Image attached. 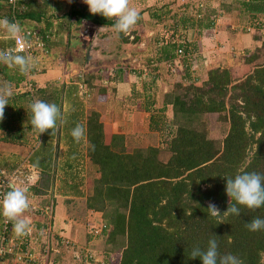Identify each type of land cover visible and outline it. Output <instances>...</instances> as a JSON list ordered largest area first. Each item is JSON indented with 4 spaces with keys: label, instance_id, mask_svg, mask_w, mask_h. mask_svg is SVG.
<instances>
[{
    "label": "trees",
    "instance_id": "16d2710c",
    "mask_svg": "<svg viewBox=\"0 0 264 264\" xmlns=\"http://www.w3.org/2000/svg\"><path fill=\"white\" fill-rule=\"evenodd\" d=\"M144 1L131 0V6L140 10V19L129 32L134 43L140 39L142 14L146 13L151 19L156 17L152 12L147 13L149 5L143 6ZM196 4L187 7L189 15L180 25L190 26L199 35H205L215 15H233L245 33L249 34L251 28L254 43L260 40V45L256 44L252 51L245 50L243 55V62L252 63L253 68L246 75L237 76L233 68L212 66L207 68L201 84L195 85L191 71L195 70L197 59L193 54L185 55L190 53L187 45L199 50L195 41L180 38V42H164V38H153L159 48L153 50L155 64L148 68L151 80L156 77L158 60L170 63L177 55L183 60L180 79H191L186 84L180 80L174 89L162 94L163 101L170 105L168 125L172 126L164 133L162 146L143 145L141 140L134 145L128 133L109 132V126L98 120L94 108L88 109L82 124L86 129L84 147L95 174L92 196L88 197L86 207L101 211L103 225L97 235H103L104 252L118 254L116 261L107 260L108 264H202L199 257L190 258V253L196 246L206 249L210 238L218 241L221 255L231 253L243 264H264V230L253 232L245 227L253 218L264 219V206L249 210L237 205L241 209L239 216L223 214L229 203H235L226 194L225 177L234 178L245 172L264 174V0H220L218 6L204 4L193 12ZM31 9L24 0H15L13 4L0 0V19L7 18L10 22L15 19L20 25L29 19L41 23L35 34L24 33L23 36L28 42L38 36L42 49L32 46V57L47 60L50 53L47 49L50 32L47 31L51 21L42 19L41 11ZM65 13L79 25L115 24V19L90 13L88 5L78 0H71ZM176 22L178 19L173 17L171 28L175 29ZM118 38L121 43L127 40L123 33H119ZM12 45L13 40L9 47ZM146 60L147 64L152 62V58ZM36 65L28 74H22L16 67L0 65V81L10 82L13 87L26 83L28 76L37 71ZM106 71L109 69H104ZM88 75L82 77L77 73L74 78L78 85L86 86L87 94L94 79L100 77V74ZM139 77L138 74L136 78L142 83ZM109 78L112 80L115 76ZM132 88V94L126 99L138 110H148L151 127L163 131L165 118L161 107L150 108L152 100H137L144 92L138 91L139 86ZM57 89L62 91V84ZM23 99L25 94L17 90L9 98L5 118L0 121V128L6 129L2 140H17L29 130L37 136L38 132L31 125L24 126L20 122L25 108L19 104ZM40 100L49 99L40 97ZM215 113L218 120L226 123L224 135L216 138L217 142L206 130L207 118ZM52 176V172L40 170L38 178L36 173L34 181L25 185L26 193H46ZM9 189L6 186L4 193ZM210 202L219 208V217L208 213ZM88 237L89 234L86 239Z\"/></svg>",
    "mask_w": 264,
    "mask_h": 264
},
{
    "label": "rangeland",
    "instance_id": "374dc122",
    "mask_svg": "<svg viewBox=\"0 0 264 264\" xmlns=\"http://www.w3.org/2000/svg\"><path fill=\"white\" fill-rule=\"evenodd\" d=\"M78 1L83 2V0ZM33 2L35 4H33ZM219 2L220 0H145L144 4H142L143 6L149 5L147 13L152 12L156 17L151 19L149 15L148 17L146 16V13L142 14L144 23H142V27L138 31L140 41L138 44L130 46V52L133 50L134 53L136 52V55L134 54L135 57L131 58L130 54L128 55L125 53L126 46L121 47L116 51L117 48L114 46L117 42L112 40V38L107 45H103L102 38H99L101 36H97L96 34L98 28L91 24H87L86 26L80 24L81 26H79V29H76L72 22L73 24H71L68 29L63 13H65L69 0H43V3H40V0H24V4L35 5L33 7L31 6V10L42 12V19L49 20L53 23L50 30L53 35H56L53 37L48 35V38L50 37L49 39L52 38L56 41L54 46H56L57 49L53 50L50 48L47 60L42 59L40 56L34 59L35 65L37 64V71H43V73H37V76H41L40 80L46 82H61V79L63 80L66 77H70L69 73H72L75 70V67L76 69H80L81 63H85L83 53H80L78 50L82 47V49L87 48L88 46L85 45H89L92 40H94L93 43H95L94 47H97L100 42L101 48L108 50L110 48L112 50L107 51L106 56L100 57L97 61L93 60L94 64L89 67L92 69L98 68V71L100 70L99 73H97L100 74V77L94 79V84H97L96 86L94 85V87L97 89L99 83L106 82L103 78L104 73L106 77L116 76V79L123 77L122 80L116 81V84L115 81L113 83L110 81H108L109 83H105L108 85L107 90L110 95L116 93L118 86L124 88L123 91H125V85H127L128 91L122 96V99H115L116 102L112 100L110 101L112 107L110 110H107L110 113L109 117L104 118V116L102 117L100 114L98 120L102 121L105 125L113 126L112 129L116 132L119 131L124 134L128 133L131 137V142L134 145L138 144V141L141 140L143 141V145L157 143L162 146L163 144L161 142L163 140L162 138H164V133L169 130L168 128L171 129L172 127L168 125L169 119L171 118L170 105L163 101L162 94L169 89H174L175 84L181 80L180 74L182 72L183 60H181L178 55L175 56L170 63L158 60V67L155 70L156 77L154 81H152V78L148 75V68L155 64L153 50L156 51L155 48H157V45L153 42V38H164V42H180V38L183 41H195L199 50L195 51L193 50L194 47L187 45L190 49V51L188 50L190 53L187 52L185 54L186 56L193 54L197 59L195 70L191 71V77H194L193 82L195 85L201 84L200 82L206 77L205 72L207 68L212 66L220 65L233 68L234 74L237 76H244L253 68L252 63L243 62V55L245 54V50L252 51L256 44L260 45V40H257V43H254V40L251 37L253 35L250 31L251 28L248 31L249 34L245 33V31L242 30V25L238 23L237 18H234L233 15H215L212 20L211 29H209L210 31L206 32L207 34L205 35H199L198 32L190 26L183 28L180 25L181 22L182 24L185 23L184 18H186L190 12L187 7L191 4L198 3L196 4L197 7L193 9V12H195L196 8L202 7L204 4L205 6L208 4L213 7L218 6ZM57 4H60L59 8H55ZM163 5L165 7H163ZM139 6L143 7L141 5ZM150 7L152 8L149 9ZM173 17L176 20L178 19L175 29L171 28ZM70 21H73V19H70ZM34 23L35 22L33 21L25 20L20 26L22 29L23 27H29L31 30L34 28ZM36 25L38 24L36 23ZM98 33L105 34L104 31L101 32V29H99ZM3 35V32H0V45L4 39ZM129 38L131 37L129 36ZM161 44H163L162 41ZM25 54L33 56V53L31 54V50L29 49ZM145 57L152 58V62L149 61V64H147ZM91 60L92 59H89L87 63ZM104 69H109V71L104 72ZM134 70L140 71L142 76L141 79L143 80L142 83H139V80H137V72H133ZM74 72H76V70ZM37 76L35 75V78H37ZM28 79H31V76H28ZM188 80L191 79L184 78L180 82L186 84ZM23 84L24 83L14 86L13 89L19 92L24 91V88L31 91V87L28 86L29 84L25 86ZM112 84H114V87H112ZM132 86H139L138 91L141 93L144 92L142 96L136 97L137 100H141V98L142 100H152L150 108L161 107V113L164 114L163 118H165V120L163 119V122H165L163 131L154 130L151 127L148 118V110H138L130 103V100L125 99L126 96L132 94ZM94 94L96 95L94 99L96 102L97 100L102 99V96L96 94V90H94ZM35 100L37 99L34 98L33 101ZM144 101H142L143 104ZM88 108L89 107H87V109ZM94 110L97 112L98 108L95 107ZM217 116L218 114L216 113L212 114V116L207 118L206 124L208 135L214 140L216 138L221 139L226 128L225 121L222 122L221 120H218L219 117ZM215 142H217V140H215ZM17 171L27 172V174L32 176L27 178L28 183H32L36 178L34 169L22 167ZM90 174L91 170L86 174L91 181L92 175ZM22 177L23 176H21V179H23ZM16 184L21 185L23 182L21 183L19 181ZM92 187V184L87 185L85 188V197L79 201L76 200V203L72 207L74 210H71L72 217H75L72 221L68 220L63 224V221H59L61 226L58 230H54L56 227L52 226V223L49 224L47 222L46 224L49 225L40 229L39 235L36 237L37 241L34 240L35 236H33L30 249H34V251L37 252V247L42 246L43 249H46L47 247L46 264H108L107 260L112 259V261L115 262L116 258H118V254L115 255L113 252L110 254L104 252L103 235H97V233L100 232L99 229L101 228V225H103L101 214L94 218L92 214L94 210L86 207L88 197L92 196ZM90 203L95 205V202L93 201ZM48 207L49 211V204ZM34 208H36V206L31 207V209ZM44 208L45 207H43V209ZM98 213H101V211H98ZM48 214L50 215V213ZM54 215L55 217L53 221H56L59 220L64 213L57 212L56 207L54 209ZM88 234L89 237L86 239V235Z\"/></svg>",
    "mask_w": 264,
    "mask_h": 264
},
{
    "label": "crops",
    "instance_id": "0c3cea01",
    "mask_svg": "<svg viewBox=\"0 0 264 264\" xmlns=\"http://www.w3.org/2000/svg\"><path fill=\"white\" fill-rule=\"evenodd\" d=\"M33 4L35 3L33 2ZM31 6L33 7L35 5H31ZM59 7L60 4H57V6H55V8H59ZM67 7L65 11L67 10ZM63 14H64V18L66 19L67 22L66 26L68 29L73 23L76 29H79V26L81 25L82 26L87 25V24L79 25L75 23L74 18H72V16H69V14L67 13H63ZM70 19H73V21H70ZM29 20L35 22L34 23L35 25H33L34 28H32L31 30L28 28L31 34H35L37 28H40L42 24L32 19ZM13 21L18 22L15 19H13ZM36 23L39 26L36 25ZM52 24L53 23L50 22L49 28L52 27ZM91 25L98 28L96 34H98L99 29H101V32L102 31L105 32V34L103 33L104 34L103 37H105L106 40L104 41L105 38H102L103 45L104 44L107 45L109 40L112 38V40L117 42V44L114 46L115 48H117L116 51H118L119 48L126 46L125 53H127L128 55L130 54L131 58L135 57L136 52L134 53L133 52L134 50L130 52L129 48L132 45L138 44L140 39L136 43H134L131 42L133 38H127L125 43H121L119 40L120 38H118L119 34H117V32L114 30L113 25H101V26H95L94 24ZM47 32H50L49 33L50 37L56 36L53 35L50 29ZM98 35L100 36L102 34H98ZM113 35L115 36V38ZM10 43L11 40L3 39V42L1 43L0 47L2 48L4 47L3 49L8 48ZM55 43L56 41L54 39L52 38L49 39L47 42V49L48 48L49 49L51 48L53 50L57 49L56 46H54ZM85 46H88V44H86ZM82 48L79 49L78 51H80V53H83V57H84L85 50L87 48L85 49ZM29 50H31V54H32L33 48H30ZM110 50L112 49L110 48L109 50L105 48L103 49L97 45V47H94L93 52L90 53L89 55V59L92 60L87 64L86 62L81 63L80 69L79 68L76 69L75 67L76 72H74L75 70L72 73H69L68 71L70 77H66L67 79L64 78L63 80L61 79V82H51V81L46 82L40 80L41 76H37V73L38 74L43 73V71L40 72L36 71L34 74L30 75L31 79H28L27 83L23 84L24 86L29 84L28 86L31 87V91L26 90L25 88L24 91H21L25 94V99H23V103L21 105L19 104V107L23 106L25 108L23 110L24 113L22 112L20 115L21 118L20 122L24 124V126H28V127L30 126L29 121L32 114L30 109L28 108V105L30 102H33L34 98L39 100L40 97L43 98V100L48 98L49 100L47 101V103H55L58 107L61 108L63 114L62 119L57 120V127L55 129H50V131L47 132V135H45V133L39 135L38 133L37 136L35 137L34 133L31 132V130H29V132L27 131L24 132L25 135L22 134L20 138H17V140L16 139L2 140L6 129L0 128V179L10 178L13 175V173L21 169L22 167H25L27 169H34L35 173H37V178L39 176L40 170L43 169L53 173L52 181L49 184L50 187L48 188L46 193L40 195L26 193L30 202V208L24 213V217L30 219L31 221L30 234L22 237H17L13 231L12 222H9L5 217H3L2 214H0V239H5L4 241L5 244L11 246L14 253H17V250L19 248L23 250L30 248L32 244L33 236L37 237L39 235L40 229H43L45 226L52 223V226L56 227V229L54 230H58L60 229L61 226L59 221H63L62 224L64 222H67L68 220L72 221L73 218H75L72 217L71 215L72 212L71 210H74V208L72 207L76 203V200L79 201L80 199L85 197L86 186L92 184V180L95 174L94 172L95 169L93 163H91V161L88 159L87 155L85 154V147H84L85 137L81 140L80 143H76L73 137L71 136V130L75 128L77 124L82 125L84 123V117L86 116L87 110L89 108L97 107L98 116L101 114V116L102 117L104 116V118L109 117L110 113L107 110H110V108L112 107L110 101L111 100L115 101V99L116 100L122 99L123 98L122 96H124L127 93L128 88L127 85H125L126 90L123 91L124 88L118 86L116 93L110 95L107 90L108 85H106L105 83L106 82L109 83L108 81L112 82L115 80V84H116L117 79L115 76V79L112 78L111 80L109 76L106 77L103 73L104 76L103 78L106 80V82L99 83L96 89L94 85L96 86L97 84H94L95 82L93 81L91 83L92 87L90 88L89 93L87 94L85 93L88 92L86 90V86L78 85V83L74 78L77 75V73H80L82 77L86 75H87L86 77H88L89 73L97 74L98 68L92 69L89 67H91V65L94 64L93 60L97 61V59H99L100 57L106 56L107 54L106 52ZM126 50H128L129 52ZM20 54L26 55L25 52ZM135 72H137V75L139 74L140 77L142 78L139 70H135ZM35 75L37 76V78H35ZM61 84L63 88L62 91L57 89ZM94 90H96V94L102 96V99L97 100V102L96 100H94L96 97V95L94 94ZM127 97L128 96H126V98ZM87 107L89 108L87 109ZM108 128H109L108 129L109 132L111 133L116 132L112 129L113 126L112 127L109 126ZM89 170H91L90 175H92L91 181L90 178L86 175ZM12 181H13L12 183L15 184L19 182L18 179H12ZM20 182L22 183L23 181ZM25 185L26 184L24 183L21 185L16 184V186L18 187L23 186L24 188ZM48 204L50 205L49 211H48L49 208ZM34 206L38 208L39 210L38 212L34 211L35 208L31 209V207ZM43 207L45 208L43 209ZM56 207H57V212H63L64 215H62L59 220L53 221L55 217L54 209ZM48 213H50V215ZM92 214L94 218L100 216V213H98V211H93ZM4 221H6V224H4ZM8 222L10 223L9 226H8ZM47 222L49 224H46ZM10 256L13 257V254H10Z\"/></svg>",
    "mask_w": 264,
    "mask_h": 264
},
{
    "label": "clouds",
    "instance_id": "9594fccd",
    "mask_svg": "<svg viewBox=\"0 0 264 264\" xmlns=\"http://www.w3.org/2000/svg\"><path fill=\"white\" fill-rule=\"evenodd\" d=\"M14 2V0H13ZM71 2V0H69ZM88 5L92 14H100L109 19H115L114 30L123 33L124 36L133 38L129 32L140 19V10L131 6V0H83ZM43 3V0H40ZM0 32H3L4 39L15 40L18 44L16 49L0 50V65L9 68L16 67L22 74H28L34 67V58L29 55H21L26 49L31 48V44L22 35V28L18 22H10L7 18L0 19ZM95 43H93V48ZM179 53V50H177ZM89 59V58H88ZM13 96V86L10 82L0 81V121L5 118V106L9 98ZM28 108L31 111L30 125L39 135L50 129L57 127V120L62 119L61 108L55 103H47L42 100L30 102ZM86 129L83 125L77 124L71 130V136L76 143H80L85 137ZM94 149V146H92ZM226 178V194L235 203L230 204L224 215L241 214V209L237 205H242L249 210H256L264 206V174L257 172H245L236 175L234 178ZM10 190L0 199V214L13 224V231L17 237L30 234L31 221L24 217V213L29 210L30 202L23 187L10 184ZM208 213L213 217L221 215L219 208L214 203L208 204ZM224 222V221H220ZM246 228L250 231L264 230V219L256 217L246 223ZM218 241L210 238L206 249L196 246L190 253V258L199 257L202 264H243V261L231 254L221 255L218 251Z\"/></svg>",
    "mask_w": 264,
    "mask_h": 264
},
{
    "label": "built area",
    "instance_id": "2783aa9c",
    "mask_svg": "<svg viewBox=\"0 0 264 264\" xmlns=\"http://www.w3.org/2000/svg\"><path fill=\"white\" fill-rule=\"evenodd\" d=\"M8 1L12 4L14 3L13 0H8ZM24 33L29 34L30 30L23 28L22 35ZM29 43L32 46L34 45L39 47L41 46V42L39 41V38H35L34 41H30ZM16 48H18V44L15 40H13V45L5 49H16ZM27 51L28 49L25 50V52ZM21 176H23L22 177L23 179H21ZM30 177L32 176L30 174H27V172L16 171L15 173H13V175L10 178L0 179V199H2L3 195L5 194L3 189L6 186H10V184L13 182L12 179L18 178V181H23L24 184H29L27 178ZM4 224H6V221H4ZM34 240L37 241V238L35 237ZM4 241L5 239H0V264H46L47 261L46 254L48 250L47 247L46 249H43L42 246H39L37 247L38 248L37 252H35L34 249L32 250L30 248L25 250L19 248L17 250V253H14L12 247L5 244ZM10 254H13V257H11Z\"/></svg>",
    "mask_w": 264,
    "mask_h": 264
},
{
    "label": "water",
    "instance_id": "95a60500",
    "mask_svg": "<svg viewBox=\"0 0 264 264\" xmlns=\"http://www.w3.org/2000/svg\"><path fill=\"white\" fill-rule=\"evenodd\" d=\"M93 42H94V40H92V41L90 42V44L88 45L87 49L85 50L84 57H85V62H86V63H87L88 60H89L88 58H89L90 53H92L93 50H94V48H93Z\"/></svg>",
    "mask_w": 264,
    "mask_h": 264
},
{
    "label": "flooded vegetation",
    "instance_id": "af4514ba",
    "mask_svg": "<svg viewBox=\"0 0 264 264\" xmlns=\"http://www.w3.org/2000/svg\"><path fill=\"white\" fill-rule=\"evenodd\" d=\"M98 34H102V35H100L101 37H99V38H105V37H103L104 36V34L103 33H98ZM98 34H97V36H98ZM93 35V34H92ZM91 35V36H92ZM106 40V38L104 39V41ZM98 45L100 46V42L98 43Z\"/></svg>",
    "mask_w": 264,
    "mask_h": 264
}]
</instances>
